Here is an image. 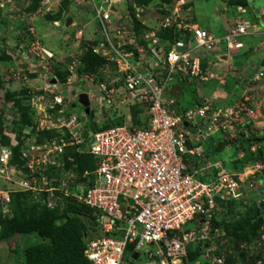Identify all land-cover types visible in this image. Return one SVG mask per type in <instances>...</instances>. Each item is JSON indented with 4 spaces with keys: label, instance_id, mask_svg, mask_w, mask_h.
<instances>
[{
    "label": "built area",
    "instance_id": "2783aa9c",
    "mask_svg": "<svg viewBox=\"0 0 264 264\" xmlns=\"http://www.w3.org/2000/svg\"><path fill=\"white\" fill-rule=\"evenodd\" d=\"M89 2L101 35L91 51L103 59L106 68L101 75L106 72V77L100 76L94 84L88 73H75L71 67L65 82L52 79L54 83L41 95L50 102L44 105L40 128L54 134L38 144L21 146L18 169L11 167L13 147L18 145L0 144V172L7 178L16 174L19 180L15 183L21 190L42 199L50 210L67 203L90 210L96 234L84 249L90 264H128L124 261L128 248L131 259L134 253L139 258L147 252L157 264H187L189 251L199 242L206 264H225L223 249L209 243L218 233L213 221L239 198L243 182L262 171L264 162L257 158L240 172L230 171L220 159L212 160L206 154V144L217 140V135L239 138L243 128L256 121L259 103L250 92L231 106H216L205 99L178 110L176 101L164 94L176 81L215 78L209 70L212 54L218 53V58L229 55L243 49V37L264 34V0L258 12L253 11L261 21L239 17L220 36L188 20L187 0H175L173 10L141 37L131 27L112 25V0H101L100 5ZM76 81L84 82L87 89L76 92L72 86ZM64 86L70 89L62 92ZM80 94L87 96L90 111L94 106L106 115L98 117L93 128L68 113ZM115 94L142 110L141 125L134 123L130 106L117 119L110 115L116 108ZM50 113L54 116L47 121ZM250 151L255 154L257 147L251 146ZM71 153L91 156L94 166L74 177L65 164L73 161ZM13 192L0 190L4 213ZM189 223L195 226L188 231Z\"/></svg>",
    "mask_w": 264,
    "mask_h": 264
},
{
    "label": "rangeland",
    "instance_id": "374dc122",
    "mask_svg": "<svg viewBox=\"0 0 264 264\" xmlns=\"http://www.w3.org/2000/svg\"><path fill=\"white\" fill-rule=\"evenodd\" d=\"M142 1L116 0L117 13L112 14L114 18L112 25L131 27L141 37L148 27L154 28L165 14L173 10L171 2L174 3L175 0H151L147 3ZM189 1L191 10L187 16L188 20H194L199 27L207 29L215 36L224 33L226 20L227 24L232 25L241 15L238 6L228 5L229 0ZM95 2L101 4V0ZM261 5L262 3L256 4L257 12ZM246 16V19L252 20ZM258 17L257 15L255 19L259 22L261 19ZM100 39L97 21L88 0H0V144L3 139L8 140L6 146L9 147L13 145L27 147L40 142L37 138L42 132L40 128L44 115L42 111L45 103L50 100L41 98V95L52 79L56 82L57 80L65 82V79L61 80L55 76L56 70L65 72L68 76L71 75L69 69L74 67L72 69L75 73L79 71L88 73L94 84L97 83L96 80H100V76L106 77L104 75L106 72L101 75L102 70L106 68L103 61H94L84 71L79 70L83 67L82 63L87 53H92V47ZM242 41L244 48L233 56L226 57L230 61L227 66L223 62H218L220 66H209V70L215 73L217 80L224 82L223 84L220 83L219 86L213 80L205 83L175 82L169 85L164 96L174 99L177 107L183 109L205 99H209L217 106L225 107L253 92L260 108L259 113L255 115L257 123L249 130H253V138L259 139L264 137V48L257 52L251 50L262 41L257 36H245ZM245 50L249 51L248 62L242 54ZM225 52L226 49L222 47V53ZM50 54L51 57L48 58ZM241 55L242 62L246 63L236 65V60H239ZM212 56H217V53ZM259 73H262L261 76ZM110 76L112 79L113 73ZM83 83L74 82L73 89L76 92L87 89ZM115 86L119 88V85ZM65 87L67 86L62 88V92L70 89ZM113 97L116 108L110 115L112 113L117 119V115L127 113L131 104L124 102L123 95L115 94ZM73 104L75 106L71 104L68 113L75 115L89 128L100 119L98 117L106 116L100 115L99 109L94 106H91L93 115L90 116L78 99H74ZM50 114V117L45 118L47 121L54 116ZM105 125H111V122L104 123L103 127H107ZM215 138L229 144L221 151L211 154L212 160L220 159L227 169L234 172L242 171L245 165L249 164L245 162L247 150L245 146L240 145L238 139L226 140L223 135H217ZM46 139L49 138H44L43 141ZM258 143L259 146H264V142ZM259 156L264 162V150L259 152ZM74 162L75 157L72 162L67 161L65 164L72 171L69 174L78 177L81 165ZM11 164V167L17 169L20 167L17 161ZM15 175H8L7 178L6 173L0 172V190L14 191L11 194L13 201L10 210L8 209L6 213L0 210V264H29L28 253L32 247L42 245L53 247L50 238L52 231L50 228L47 229L46 225L47 221H50V215L47 213L50 207L39 197L34 198L30 193L23 192L15 183L19 180ZM228 205L230 206L228 212L225 210L222 212L223 217L216 226L217 236L211 237L209 243L217 249H223L226 261L235 257L237 259L235 263L255 264L257 260H261L260 264H264V169L243 182L241 195ZM65 206L66 204L61 210ZM74 216L88 229L89 235L85 232V239L88 237L91 239L92 227L86 213L77 216L71 210H65L64 218L55 223L60 227L67 225ZM194 226V223H189L185 229L189 231ZM82 230L79 224H71L72 232L81 233ZM197 245L202 246L201 243ZM131 251L132 249L128 248L124 254V261L128 264H157V259L155 257L149 259L147 252H141L140 257L133 260L130 257ZM255 255L262 258H256ZM197 261V264H206L207 259L198 255Z\"/></svg>",
    "mask_w": 264,
    "mask_h": 264
},
{
    "label": "trees",
    "instance_id": "16d2710c",
    "mask_svg": "<svg viewBox=\"0 0 264 264\" xmlns=\"http://www.w3.org/2000/svg\"><path fill=\"white\" fill-rule=\"evenodd\" d=\"M148 1L151 0H143L142 2L147 3ZM247 3L248 0H229L228 5L231 6H241V7H247ZM94 61H99L102 62L103 59L94 55L93 53H87V56L85 58V60L83 61L82 65V69L80 68L79 70H85L87 67H89ZM104 62V61H103ZM203 65L205 66V62L203 63ZM55 76L59 79H65L64 77L67 76L65 72H61L56 70L55 72ZM193 104L189 105L192 106ZM181 110V109H179ZM142 110L140 108H138L137 106H132L131 108V115H132V119L134 121L135 124L137 125H141L142 123ZM107 126V125H105ZM93 128V126H92ZM54 134V132L51 131H46V132H41L40 136L37 138V141L42 142L44 138H49L50 136H52ZM239 143L241 146H246L249 144L250 141H255L254 138L251 139H243V135L240 136V138L238 139ZM218 144V146H215V144ZM2 144L3 145H7L8 144V140L7 139H3L2 140ZM227 143L224 142H209V146H208V151L206 154H214L217 153L219 151H221L224 146H226ZM20 146H16L13 148V153H14V158L13 161H17L19 163H22L21 160H19L18 158V152H19ZM247 150V156L245 157V162H250L251 160H254L253 157H255L253 154L249 153L248 149L245 148ZM73 153V152H72ZM71 153V154H72ZM73 156H75V162L77 164H80L81 167L79 168V171H82L84 169L87 168H92L95 164V160L89 156V155H75L72 154ZM12 161V163H13ZM68 166V165H67ZM20 196V195H19ZM19 198V197H17ZM16 198V199H17ZM13 201V199L11 200V202ZM231 205V204H230ZM12 206V203H11ZM263 206V205H262ZM229 205H227L226 208V212H228L229 210ZM63 208V207H62ZM62 208H56L53 210H49L47 213H49L50 215V221H47L46 225H47V229L50 228L52 233L50 235V238L53 242V247H48V246H36V247H32L29 251V255H28V261L29 264H90L86 258L84 257V248L86 245V241L87 239H85L84 237V233L87 232V227L85 226L84 223L80 222L79 219L74 216L71 217L70 220L68 221L67 225H63V226H57L56 225V221L63 219V215L65 210H71L73 213H75V215L79 216V215H83V213L87 214L89 219H90V226L92 227L91 233L93 234L94 237L96 234L94 232V217L92 216L90 210L88 208H86L83 205H79V204H74V203H67L66 206L64 207L63 210H61ZM223 215L221 217H215L214 221H213V227H216L217 225H219V221L220 219H222ZM65 218H68V216ZM256 219V218H255ZM249 222L251 221V219H248ZM79 224L82 227V231L79 232H72L71 231V224ZM87 235H89V233H86ZM89 238V237H88ZM201 250L202 248L199 246L196 247H192L191 250L188 253V260H187V264H197V256L201 254ZM236 258H228L227 264L230 263H235L236 262Z\"/></svg>",
    "mask_w": 264,
    "mask_h": 264
},
{
    "label": "clouds",
    "instance_id": "9594fccd",
    "mask_svg": "<svg viewBox=\"0 0 264 264\" xmlns=\"http://www.w3.org/2000/svg\"><path fill=\"white\" fill-rule=\"evenodd\" d=\"M95 1V0H94ZM88 2H89V0H88ZM189 0H187V2H186V5H185V9H188L189 10V12H190V10H191V8H189ZM112 3H113V7H112V10L113 11H115V13H113V14H116L117 13V6H115V4H116V2H113L112 1ZM89 4H90V6H91V3L89 2ZM99 5V4H98ZM239 8H242L243 9V11H244V9H246L245 7H241V6H238ZM237 7V8H238ZM260 8V7H259ZM242 10H240V12H243ZM253 13H255V12H253ZM191 16V15H190ZM111 17H112V15H111ZM239 17H243V18H245L244 16H238L237 18H236V21L238 20V18ZM255 17H257V14L255 13ZM113 18V17H112ZM114 19V18H113ZM246 19V18H245ZM252 23H258V21H256V19L254 18V19H252V20H250ZM191 22L192 23H194L195 25H197L195 22H194V20H191ZM234 24V23H233ZM232 24V25H233ZM229 26L228 27H230V26H232L231 24H228ZM198 26V25H197ZM227 27V28H228ZM202 28V27H201ZM226 28V29H227ZM225 29V30H226ZM207 30V29H206ZM225 32V31H224ZM254 36H257V37H262L263 39H264V34H257V35H254ZM260 46L259 47H261V50L264 48V42L263 41H260V44H259ZM244 48V47H243ZM242 50V49H241ZM241 50H239V51H241ZM237 52V51H236ZM232 53V52H231ZM230 53V54H231ZM234 53V52H233ZM215 54V53H214ZM220 54V53H219ZM217 56H218V53H217ZM223 56H229V55H223ZM222 56V57H223ZM48 58H50V57H48ZM212 58H213V56H212ZM210 66H214V63H213V61H212V65H210ZM213 70V69H212ZM79 72H81V71H79ZM82 73V72H81ZM214 75H215V73H213ZM218 78H217V76L215 75V78H213V79H209V80H213V81H215V82H217V84L219 85L220 83L221 84H223L222 82H218V80H217ZM209 80H207V81H209ZM53 81V80H52ZM51 81V82H52ZM207 81H205V82H207ZM176 82H180V83H183V82H187V81H176ZM192 82V81H191ZM197 82V81H196ZM205 82H203V83H205ZM187 83H189V82H187ZM220 86V85H219ZM250 93V92H249ZM201 101V100H200ZM199 101V102H200ZM199 102H195V103H199ZM195 103H193V104H195ZM214 103V102H213ZM215 104V103H214ZM233 105V104H232ZM217 106V105H216ZM227 106H231L230 104L229 105H227ZM176 107H177V105H176ZM187 107H189V106H187ZM186 108V107H185ZM177 109L179 110V107H177ZM184 109V108H183ZM182 110V109H181ZM264 113V112H263ZM255 123H257V121H255L254 123H250L249 125H246L243 129L245 130V132H244V134H242L243 135V139H251V138H253V135H252V131L253 130H249V128L250 127H253L254 125H255ZM245 135H247V136H245ZM240 138V137H239ZM239 138H237V139H239ZM217 139V138H216ZM255 139V141H250L249 142V144L248 145H246L245 146V148H247L248 149V151H249V153H251V154H253L255 157H253V159L255 160V159H257V158H259L260 156H259V152L260 151H263L264 150V146H259V141H261V142H264V137H262V138H259V139H257V138H254ZM227 140V139H226ZM230 140H236V139H230ZM210 141H212V140H210ZM210 141H208V142H210ZM222 142V141H219L218 139L217 140H214L213 142ZM237 141V140H236ZM207 145V147L209 146V143H207L206 144ZM256 146L257 147V152L254 154V153H252L251 151H250V147L251 146ZM14 148V147H13ZM246 150V149H245ZM209 155H211L210 153H209ZM211 157V156H210ZM254 160H251L250 162H249V164L251 163V162H254ZM249 164H247V165H249ZM246 166V165H245ZM244 169V168H243ZM90 238H92V237H90ZM89 240V238H87V241ZM86 241V242H87ZM201 242H199V243H195L192 247L194 248V247H196V244H200ZM202 244V243H201ZM208 244V243H207ZM198 246V245H197ZM201 248H202V250H201V254H202V251H203V244H202V246H201ZM85 249V248H84ZM83 254H84V252H83ZM200 254V255H201ZM85 257V256H84ZM87 260V259H86Z\"/></svg>",
    "mask_w": 264,
    "mask_h": 264
},
{
    "label": "crops",
    "instance_id": "0c3cea01",
    "mask_svg": "<svg viewBox=\"0 0 264 264\" xmlns=\"http://www.w3.org/2000/svg\"><path fill=\"white\" fill-rule=\"evenodd\" d=\"M257 3H262L263 4V0H248V3H247V7H246V9H244V11L243 12H241V15L240 16H249V18H251V19H254L255 18V13H253V11H256L257 10V6H256V4ZM228 11V10H227ZM246 16V17H247ZM251 16V17H250ZM227 21L228 20H226V22H225V24H224V27H223V30L224 31H226L225 29L229 26L228 24H227ZM257 38H260V39H262V41H263V38L262 37H257ZM260 42L259 43H257L254 47H252V49L251 50H253V51H260L261 50V47H259L260 45ZM237 52H239V51H237ZM237 52H232L231 54H229V56H233L234 54H236ZM248 52L249 51H246L245 50V52H243L242 54L243 55H245V57H244V59H246V62H248L250 59L248 58L249 56H247V54H248ZM229 56H223V57H220V58H218V56H214L213 58H212V60H213V63H214V66L216 67V66H220V65H218V62H223V64H226V66L228 65V62H230L229 61V59L228 58H226V57H229ZM240 59L239 60H236V65L237 64H239V65H241L242 63H246V62H242V55L239 57ZM226 161V160H225ZM227 162V161H226Z\"/></svg>",
    "mask_w": 264,
    "mask_h": 264
},
{
    "label": "water",
    "instance_id": "95a60500",
    "mask_svg": "<svg viewBox=\"0 0 264 264\" xmlns=\"http://www.w3.org/2000/svg\"><path fill=\"white\" fill-rule=\"evenodd\" d=\"M52 83H54V80L52 81ZM78 102L85 108L86 113L90 114V116L93 115V112L89 110V102H88L87 96L85 94L79 95ZM132 259L137 260L138 259V253H134L132 255Z\"/></svg>",
    "mask_w": 264,
    "mask_h": 264
},
{
    "label": "bare ground",
    "instance_id": "6f19581e",
    "mask_svg": "<svg viewBox=\"0 0 264 264\" xmlns=\"http://www.w3.org/2000/svg\"><path fill=\"white\" fill-rule=\"evenodd\" d=\"M113 2H115L116 0H112Z\"/></svg>",
    "mask_w": 264,
    "mask_h": 264
}]
</instances>
